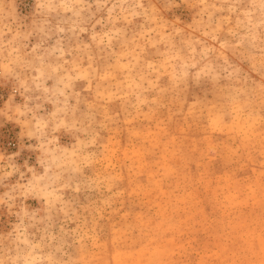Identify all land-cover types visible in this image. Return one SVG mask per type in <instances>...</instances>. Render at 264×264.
I'll list each match as a JSON object with an SVG mask.
<instances>
[{"label":"rangeland","instance_id":"rangeland-1","mask_svg":"<svg viewBox=\"0 0 264 264\" xmlns=\"http://www.w3.org/2000/svg\"><path fill=\"white\" fill-rule=\"evenodd\" d=\"M0 264H264V0H0Z\"/></svg>","mask_w":264,"mask_h":264}]
</instances>
